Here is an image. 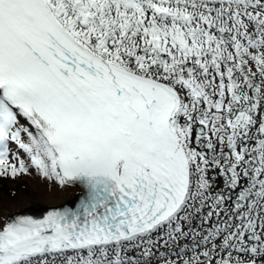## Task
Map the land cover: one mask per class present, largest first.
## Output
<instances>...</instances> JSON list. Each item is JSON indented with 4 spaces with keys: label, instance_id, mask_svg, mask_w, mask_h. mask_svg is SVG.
I'll return each mask as SVG.
<instances>
[{
    "label": "snow or ice",
    "instance_id": "1",
    "mask_svg": "<svg viewBox=\"0 0 264 264\" xmlns=\"http://www.w3.org/2000/svg\"><path fill=\"white\" fill-rule=\"evenodd\" d=\"M0 264H264V0H0Z\"/></svg>",
    "mask_w": 264,
    "mask_h": 264
},
{
    "label": "bare ground",
    "instance_id": "2",
    "mask_svg": "<svg viewBox=\"0 0 264 264\" xmlns=\"http://www.w3.org/2000/svg\"><path fill=\"white\" fill-rule=\"evenodd\" d=\"M29 182H37L38 185L34 183L31 188L30 194L25 197H19L15 201H7L1 203L4 208L9 212H15L20 209H24L29 214H36L44 211V208L47 207L50 203H56L58 202L54 197L53 194L45 191L44 189L40 188V181L35 176L28 177Z\"/></svg>",
    "mask_w": 264,
    "mask_h": 264
},
{
    "label": "rangeland",
    "instance_id": "3",
    "mask_svg": "<svg viewBox=\"0 0 264 264\" xmlns=\"http://www.w3.org/2000/svg\"><path fill=\"white\" fill-rule=\"evenodd\" d=\"M0 183H2L0 185V204L7 201H15L19 197H27L34 183L38 185V181L30 183L28 176H20L15 180L10 177H0ZM39 185L40 188L44 189L41 183Z\"/></svg>",
    "mask_w": 264,
    "mask_h": 264
},
{
    "label": "trees",
    "instance_id": "4",
    "mask_svg": "<svg viewBox=\"0 0 264 264\" xmlns=\"http://www.w3.org/2000/svg\"><path fill=\"white\" fill-rule=\"evenodd\" d=\"M0 185H2V183H0Z\"/></svg>",
    "mask_w": 264,
    "mask_h": 264
}]
</instances>
